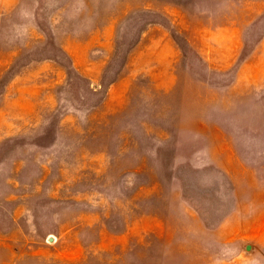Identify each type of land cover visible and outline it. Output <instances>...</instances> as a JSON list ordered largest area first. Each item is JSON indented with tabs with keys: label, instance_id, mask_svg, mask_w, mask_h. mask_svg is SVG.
I'll return each mask as SVG.
<instances>
[{
	"label": "rangeland",
	"instance_id": "rangeland-1",
	"mask_svg": "<svg viewBox=\"0 0 264 264\" xmlns=\"http://www.w3.org/2000/svg\"><path fill=\"white\" fill-rule=\"evenodd\" d=\"M0 264H264V0H0Z\"/></svg>",
	"mask_w": 264,
	"mask_h": 264
}]
</instances>
